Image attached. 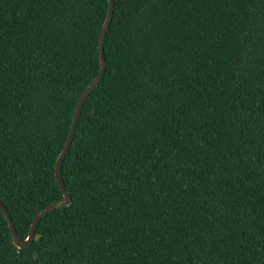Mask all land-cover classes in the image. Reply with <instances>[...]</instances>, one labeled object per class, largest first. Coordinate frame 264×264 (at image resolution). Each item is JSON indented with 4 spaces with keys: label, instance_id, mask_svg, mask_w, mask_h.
<instances>
[{
    "label": "trees",
    "instance_id": "trees-1",
    "mask_svg": "<svg viewBox=\"0 0 264 264\" xmlns=\"http://www.w3.org/2000/svg\"><path fill=\"white\" fill-rule=\"evenodd\" d=\"M73 202L0 264H264V0H114ZM108 0H0V201L27 238L101 70Z\"/></svg>",
    "mask_w": 264,
    "mask_h": 264
},
{
    "label": "water",
    "instance_id": "water-1",
    "mask_svg": "<svg viewBox=\"0 0 264 264\" xmlns=\"http://www.w3.org/2000/svg\"><path fill=\"white\" fill-rule=\"evenodd\" d=\"M109 1V12H108V16L106 18V21L104 23L103 29H102V33H101V37H100V42L101 40H103L104 43V54H103V50L101 49L100 52V60H101V70L100 73L98 74V76L96 77V79L88 86V88L85 90V92L83 93L82 97L80 98V101L78 103V107L73 119V124L72 127L73 128V135H74V130L78 127L79 123H76V117L77 119L79 118L80 121V117L83 111V108L85 106V103L87 101V99L89 98V96L91 95V93L99 86L100 82L102 81L106 70H107V61H106V56H105V41H106V37H107V33L108 30L110 28V25L112 23L113 20V16H114V11H115V1L114 0H108ZM71 127V129H72ZM75 136L71 135V130L68 136V139L66 141V144L64 146V149L62 150L61 154L59 155L58 159H57V163H56V179L57 182L60 186V189L63 192V199L56 201L52 204H50L48 207L44 208L41 212H39V214L36 216V218L34 219V222L31 226L30 229V233L28 235L27 238H22L15 227L14 221L9 213V211L7 210L6 206L0 201V209L2 210L4 216L6 217L8 224H9V228H10V232L13 238V244L19 248V249H28L32 246V244L34 243L35 240H39L40 239V235H36V231L39 227V224L42 220V218L49 213L50 211L56 209V208H60V207H64V206H70L73 202V199L70 195V193L67 191L66 189V184L64 182L63 179V175H62V166H63V162L70 150V143L72 141H74ZM69 141V143H68ZM71 143V145H72Z\"/></svg>",
    "mask_w": 264,
    "mask_h": 264
},
{
    "label": "snow or ice",
    "instance_id": "snow-or-ice-1",
    "mask_svg": "<svg viewBox=\"0 0 264 264\" xmlns=\"http://www.w3.org/2000/svg\"><path fill=\"white\" fill-rule=\"evenodd\" d=\"M101 49L103 50V54H104V43H103V40H101V42H100V52H101ZM76 123H79V118L77 119V117H76ZM73 128H74V126L71 129V135L72 136H75V134H76V128L74 130V135H73ZM68 143H69V141H68ZM71 143H72V141H71ZM71 143H70V146H71Z\"/></svg>",
    "mask_w": 264,
    "mask_h": 264
}]
</instances>
